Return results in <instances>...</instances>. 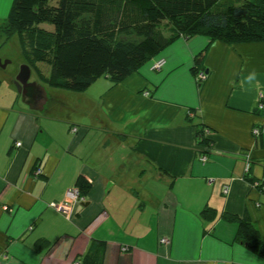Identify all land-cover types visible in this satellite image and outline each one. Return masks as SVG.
I'll list each match as a JSON object with an SVG mask.
<instances>
[{
  "label": "crops",
  "instance_id": "1",
  "mask_svg": "<svg viewBox=\"0 0 264 264\" xmlns=\"http://www.w3.org/2000/svg\"><path fill=\"white\" fill-rule=\"evenodd\" d=\"M12 2L0 0V21ZM207 42L179 39L114 87L105 78L74 114L39 80L44 99L26 103L6 77L0 264H78L91 239L106 242L103 264H264L233 242L235 225L218 220L208 234L199 216L205 206L246 211L264 243V194L243 180L246 159L263 179L264 43H212L198 91L190 69ZM253 69L259 84L249 88L241 81ZM196 123L211 130L205 163ZM79 175L91 184L84 201L50 207Z\"/></svg>",
  "mask_w": 264,
  "mask_h": 264
},
{
  "label": "trees",
  "instance_id": "2",
  "mask_svg": "<svg viewBox=\"0 0 264 264\" xmlns=\"http://www.w3.org/2000/svg\"><path fill=\"white\" fill-rule=\"evenodd\" d=\"M0 32L6 38L18 35L30 68L38 63L50 67L46 77L37 72L51 88L73 93L86 91L102 77L112 88L177 40L206 38L207 45L194 56L190 69L200 91L208 76L204 62L212 43H264V0H13L0 21ZM193 128L200 161L205 163L213 149L211 130L202 123ZM245 162L243 180L264 194V166L259 179L251 172L255 161ZM73 188L85 199L91 184L79 175ZM227 190L225 186L223 192ZM199 216L208 234L218 220L235 225L233 242L264 260L260 232L246 211L219 214L205 206ZM105 251L104 240L91 239L77 263L103 264Z\"/></svg>",
  "mask_w": 264,
  "mask_h": 264
},
{
  "label": "rangeland",
  "instance_id": "3",
  "mask_svg": "<svg viewBox=\"0 0 264 264\" xmlns=\"http://www.w3.org/2000/svg\"><path fill=\"white\" fill-rule=\"evenodd\" d=\"M45 26L51 29V26ZM26 61L27 60L25 59L24 55H22V48L18 35L15 34L11 38H6L4 33L0 32V98L5 96L8 81L9 83L11 82V80H8V78L6 77L12 76L13 78H15L20 66L25 65ZM155 64L152 66V69H157L155 67ZM30 69L31 75L29 80L31 82L40 80L41 85L44 86L49 93H56L60 96L59 98L63 101V105H67V108L74 107L73 114L76 109L87 107L84 96H90L95 99V96L99 95V90L105 89L106 87L103 81L105 78L102 77L91 84V86L86 91L81 93H73L71 91L63 89L55 90L51 88L52 86H50V84L46 80H43L41 77H39L37 72V70L40 71L46 77L48 75V72L50 71V67L47 64L38 63L37 66L31 67ZM11 86L14 90L16 89V85L13 84ZM60 108L63 109L62 106H60ZM90 114L91 113H89L88 116H90Z\"/></svg>",
  "mask_w": 264,
  "mask_h": 264
},
{
  "label": "water",
  "instance_id": "4",
  "mask_svg": "<svg viewBox=\"0 0 264 264\" xmlns=\"http://www.w3.org/2000/svg\"><path fill=\"white\" fill-rule=\"evenodd\" d=\"M30 75V67L26 64L21 65L16 77L14 78V85H16L17 93L24 98L26 103H38L40 100L44 99V94L42 95L43 90L36 82H29Z\"/></svg>",
  "mask_w": 264,
  "mask_h": 264
},
{
  "label": "built area",
  "instance_id": "5",
  "mask_svg": "<svg viewBox=\"0 0 264 264\" xmlns=\"http://www.w3.org/2000/svg\"><path fill=\"white\" fill-rule=\"evenodd\" d=\"M163 61H158L155 64V67L157 69H159L162 65H163ZM201 78H204V75L200 74ZM259 109H262L263 106L261 104L258 105ZM257 130H253V134H256ZM16 146H20L19 143H16ZM227 191H224V193H226ZM84 201V199L80 196L79 191L77 189H69L66 191L65 195H64V199L59 202V203H55V204H51V206L53 208H55L56 210L63 212V213H67L71 207L73 206V204L75 203H82Z\"/></svg>",
  "mask_w": 264,
  "mask_h": 264
},
{
  "label": "clouds",
  "instance_id": "6",
  "mask_svg": "<svg viewBox=\"0 0 264 264\" xmlns=\"http://www.w3.org/2000/svg\"><path fill=\"white\" fill-rule=\"evenodd\" d=\"M241 83L242 85L247 84L249 88L258 86L259 80L257 71L253 69L247 72V74L242 77Z\"/></svg>",
  "mask_w": 264,
  "mask_h": 264
}]
</instances>
